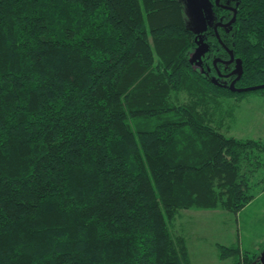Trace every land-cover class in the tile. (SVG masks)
<instances>
[{
	"label": "trees",
	"instance_id": "1",
	"mask_svg": "<svg viewBox=\"0 0 264 264\" xmlns=\"http://www.w3.org/2000/svg\"><path fill=\"white\" fill-rule=\"evenodd\" d=\"M230 1L235 20L218 34L241 60L235 86L264 83V0ZM182 11L181 0H0V264H189L176 213L255 196L264 142L223 130L234 117L223 100L245 91L216 78L213 57L229 52L212 27L193 63L198 33ZM218 251L228 264L255 255Z\"/></svg>",
	"mask_w": 264,
	"mask_h": 264
},
{
	"label": "rangeland",
	"instance_id": "2",
	"mask_svg": "<svg viewBox=\"0 0 264 264\" xmlns=\"http://www.w3.org/2000/svg\"><path fill=\"white\" fill-rule=\"evenodd\" d=\"M181 2L184 22L198 33L199 38L191 59L195 65H201V55L207 49L203 41L204 30L213 25L218 15L214 13L210 0ZM218 80L228 83L229 79ZM223 105L234 111V117L225 122L229 125L223 128L226 134L264 142V91L255 89L234 94L223 100ZM262 158L251 181L256 185L254 191L257 193L240 209L220 206L183 208L169 222L172 236L184 239L189 264H228L230 257L219 258L218 244H237L241 249L255 253L251 264H264V152Z\"/></svg>",
	"mask_w": 264,
	"mask_h": 264
},
{
	"label": "water",
	"instance_id": "3",
	"mask_svg": "<svg viewBox=\"0 0 264 264\" xmlns=\"http://www.w3.org/2000/svg\"><path fill=\"white\" fill-rule=\"evenodd\" d=\"M214 3L217 6H220L222 8H226V9L229 8V9H232V11H233V15L231 16V18L228 21L223 22V23L221 21H218L213 26V29L215 31V34L218 37L220 43L224 47H226L225 44L222 42V40L219 37L217 27H218V25L228 26V25L232 24V22L235 20L236 8L235 7H231V6L227 5V4L220 3L219 0H214ZM228 52H229V58L226 59V60H224V62L228 63V62H231V61L234 60L235 65H234V68L230 72H228V73L225 74V76H229V75H235V76H234V78L228 84H224V85L227 86V87H229L231 90L238 91V92L255 90V89H259V88H264V83L255 84V85H249V86H244V87H236L235 86V81L240 77V75L242 73L241 60H240V58H234V55H233V53H232V51L230 49H228ZM217 60H219L218 57L217 58H214V60H213V64L214 65L216 64V61ZM212 80L215 81V82H217V80L215 78H212Z\"/></svg>",
	"mask_w": 264,
	"mask_h": 264
},
{
	"label": "flooded vegetation",
	"instance_id": "4",
	"mask_svg": "<svg viewBox=\"0 0 264 264\" xmlns=\"http://www.w3.org/2000/svg\"><path fill=\"white\" fill-rule=\"evenodd\" d=\"M211 1V0H210ZM220 1V3H223V4H227V5H229V6H231V7H234V5H232V3H231V1L230 0H224V1H221V0H219ZM212 4H214L215 6H217L215 3H214V0L212 1ZM217 7H219V8H222V7H220V6H217ZM222 9H225V10H227V11H229V13H230V16L229 17H227V18H224V16H223V14H220L218 17H217V19H215L214 20V22H213V25L211 26H208V27H212V29H213V26H214V24L216 23V22H218V21H221L222 23L223 22H226V21H228L230 18H231V16L233 15V11H232V9H226V8H222ZM214 11V10H213ZM216 11H214V13H215ZM227 16H228V14H227ZM218 27H230V25H228V26H222V25H218ZM218 27H217V30H218ZM215 32V31H214ZM220 45L224 48V49H226L227 51H228V49L226 48V47H224L221 43H220ZM214 58H217V57H213V60H214ZM219 58V60H217L218 62H222V63H224V69H225V71L224 72H218V75H217V78L218 79H220V78H226V79H229L228 80V83L234 78V76L235 75H229V76H225V74L226 73H228V72H230L233 68H234V65H235V62H234V60L233 61H231V63L233 62V66L231 67V69H227V66H226V64H228V63H230V62H228V63H226V62H224V60H226V59H228V57L227 58H220V57H218ZM216 61V62H217ZM229 70V71H228ZM228 83H226V84H228Z\"/></svg>",
	"mask_w": 264,
	"mask_h": 264
}]
</instances>
